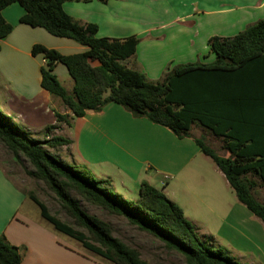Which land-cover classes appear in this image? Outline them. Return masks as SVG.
<instances>
[{"label": "trees", "instance_id": "trees-1", "mask_svg": "<svg viewBox=\"0 0 264 264\" xmlns=\"http://www.w3.org/2000/svg\"><path fill=\"white\" fill-rule=\"evenodd\" d=\"M65 1L89 0H0V39L12 30L1 10L16 2L24 10L19 22L87 46L73 54L41 44L31 48L32 54H43L40 86L72 113L54 111L56 122L70 125L72 118L99 112L114 102L178 138L191 137L224 174L238 202L264 224V202L253 193L257 185L254 177L264 187V17L234 36L210 37L209 49L215 54L212 62L177 64L153 81L124 62L134 56L138 37H99L95 23L79 22L64 11ZM58 63L72 79L71 93L53 72ZM193 125L220 137L228 155L219 154L203 136L191 135ZM57 128L56 124L45 126L46 136ZM0 142L14 157L21 155L29 162V175L46 184L73 223L87 234L52 214L35 194L27 193L42 218L109 264L149 263L136 249L113 237L108 223L82 209L71 192L157 238L166 249L182 255L184 264H243L224 255L212 236L199 233L182 208L149 182H140L136 199H126L107 190L110 179H96L85 165L68 164L47 150L69 145L68 137L33 138L0 111ZM21 261L20 248L0 232V264Z\"/></svg>", "mask_w": 264, "mask_h": 264}, {"label": "crops", "instance_id": "crops-1", "mask_svg": "<svg viewBox=\"0 0 264 264\" xmlns=\"http://www.w3.org/2000/svg\"><path fill=\"white\" fill-rule=\"evenodd\" d=\"M62 7L79 22L95 23L99 37H138L134 56L125 62L153 81L177 64L212 62L215 54L209 49L210 37L234 36L264 17V0H89L65 1ZM1 13L12 24V30L0 39L1 111L14 122L19 121L26 131L29 129L22 123L46 118L51 121L48 124L58 125L64 132L61 135L72 141L70 156L61 160L85 165L96 179H110L106 187L116 194L122 195L118 187L138 191L143 180L167 193L163 184L169 183L163 176L171 173L179 180V187L168 197L182 208L199 233L212 235L217 230L229 240L231 235V243H241L242 247L245 243L253 253L250 263L243 264H264V224L237 198L230 212L228 181L216 165L192 162L202 152L191 137L178 138L161 125L132 116L114 102L99 112L88 111L72 118L70 125L54 121V111L69 116L72 113L62 103L54 107L50 101L53 95L40 86L43 54L34 55L31 48L41 44L73 54L85 51L87 46L19 22L24 10L16 2ZM53 72L59 81L69 77L61 63ZM43 123L34 129L41 130ZM27 200L32 201L0 166V232L20 248L21 264H109L84 251L78 241L83 250L56 241L52 225L45 227L36 216H29ZM238 223L243 228L236 232Z\"/></svg>", "mask_w": 264, "mask_h": 264}, {"label": "rangeland", "instance_id": "rangeland-1", "mask_svg": "<svg viewBox=\"0 0 264 264\" xmlns=\"http://www.w3.org/2000/svg\"><path fill=\"white\" fill-rule=\"evenodd\" d=\"M1 82L3 83V80L0 77V83ZM60 82L66 88L67 92L71 93V85H72L71 77L69 76L67 80L61 79ZM51 97L52 99L50 101L53 102L54 107L62 105L61 104L62 102L58 97L54 95ZM1 112L4 114L3 109ZM46 120H48V118H46L45 121H40L38 123L25 122L24 123L25 125L23 123L22 125L26 126V128L29 129L27 130L31 137L43 139L46 136L44 127L50 125L48 123L51 122ZM54 121H56V119H54ZM42 122L45 123H43V128L41 130L34 129L36 126H40ZM16 123L18 125L20 124L19 121H16ZM190 133L195 136H203L206 143L209 144L212 148H214L219 154L228 155L226 149L222 147L223 140L220 137L214 136L205 128L198 125H193L190 130ZM53 134L61 135L64 134V132L61 129L57 128L50 132V135ZM63 147L65 148L61 147L59 148V150L49 147L46 148L49 152H51L56 157L61 159L62 157H67L70 156L71 154L69 145ZM201 161L203 163H208L210 167H213L215 165L208 156L202 153H200L198 157H194L192 162L201 163ZM0 166L3 168L5 174L10 179H12V181L16 184V186H18L21 190L27 193L30 192L35 194L41 201H43L46 204V206L48 207L49 211L52 214H55L62 221L67 222L68 224L74 226L75 228L87 234V231L85 229L78 227L73 223V220L65 213V211L60 206L59 201L55 197L54 193L46 186V184L43 181L37 180L29 175L28 171L31 170L32 168L29 162L21 155L18 158L14 157L12 153L8 151L1 142H0ZM164 174L168 176V179L165 178L164 179L167 180L169 183V185H165V183L163 184L165 186V191H167V193L165 192L164 193L167 196L169 195L171 196L173 194L172 192L178 189L179 180L175 179L171 173L165 172ZM254 179L256 180L257 185L255 186L253 193L256 196V198L264 202V187L258 178L254 177ZM118 189L121 190L122 195L126 199L134 200L138 195V191L137 190L135 191L134 189H130L131 191H124V189L120 187H118ZM227 191H228V198L230 199V212H231L232 204L234 201L237 200L235 193L231 188H228ZM71 195L79 201L81 208L84 209L88 214L94 215L97 218L101 219L102 221L108 223L113 237L118 238L127 246L136 249L139 252L140 257L146 260L147 262H149V264H184V259L182 255H180L179 253L173 250L166 249L161 241H159L157 238L153 237L152 235L139 230L137 227L130 225L124 217L109 214L100 207L85 201L74 192H71ZM122 195L120 194V196ZM26 203H28L27 212L29 216L31 217L36 216L38 220L40 219L39 224L45 227L51 225L47 221L43 219L41 220V218L39 217L40 215L39 208L34 202L27 200ZM238 224L240 226L236 227L235 229L236 232L241 231V228H243L242 223H238ZM52 233L56 236L55 240L58 241L59 243L75 244V247L80 248L77 245V241L75 239L57 230H54V232ZM230 233H233L231 226H230ZM205 235L212 236L216 242L221 244L222 253L224 255L234 256L236 258V261L240 263L243 262L250 263V261L253 259V253L247 248L245 243L243 244V247L241 243H231V235H230V240L224 235L218 233L217 230L215 231V233H212V235L208 233L207 234L205 233ZM206 239L207 238L204 236V240ZM84 251L89 252L87 250Z\"/></svg>", "mask_w": 264, "mask_h": 264}, {"label": "built area", "instance_id": "built-area-1", "mask_svg": "<svg viewBox=\"0 0 264 264\" xmlns=\"http://www.w3.org/2000/svg\"><path fill=\"white\" fill-rule=\"evenodd\" d=\"M164 178H165V179H168V176H167V175H165V176H164Z\"/></svg>", "mask_w": 264, "mask_h": 264}]
</instances>
